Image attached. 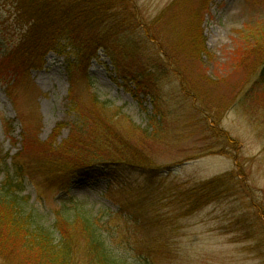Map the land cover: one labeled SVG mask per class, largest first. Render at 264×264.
<instances>
[{
	"label": "rangeland",
	"instance_id": "obj_1",
	"mask_svg": "<svg viewBox=\"0 0 264 264\" xmlns=\"http://www.w3.org/2000/svg\"><path fill=\"white\" fill-rule=\"evenodd\" d=\"M133 4L145 27L138 40H144L147 28L165 10L153 25L164 52L162 62L174 67L160 86L162 102L126 81L115 53L104 49L89 63L91 91L81 86L77 92L84 108L92 105V92L108 104L109 112L103 109L101 117L114 115L115 128L146 153L150 166H158L160 176L155 181H163L158 191L173 195L159 194L158 205L145 201L147 207L142 205L143 218L137 224L134 215L117 212L113 198L131 200L130 187H142L146 176L139 168L119 166L112 178L77 176L63 186L43 178L38 179V187L27 182L28 205L50 225L52 208L69 197L88 203L91 217L115 241L119 253L131 260L146 254L155 264H264V109L249 99L255 94L250 86L264 61V0H133ZM12 9L0 1V53L17 37ZM198 19L203 50L195 58L189 31ZM251 34L262 38L259 47ZM126 36L121 35V40L130 46L135 37ZM74 51L62 39L40 64L17 73L16 79L14 74H3L6 70L0 74V184L5 163L22 149L23 127L33 126L46 141L61 123L56 146L69 137L73 125L82 123L83 114L69 96ZM121 56L124 63L132 59L129 53ZM228 171L241 183L239 193L179 216V204H174L179 198L174 194L176 184L178 189L182 183ZM4 261L0 257V264H8ZM77 264L86 263L80 259Z\"/></svg>",
	"mask_w": 264,
	"mask_h": 264
},
{
	"label": "trees",
	"instance_id": "obj_2",
	"mask_svg": "<svg viewBox=\"0 0 264 264\" xmlns=\"http://www.w3.org/2000/svg\"><path fill=\"white\" fill-rule=\"evenodd\" d=\"M0 1L13 7L12 29L17 33L8 49L0 53V74L6 70L3 74H14L16 79L17 73L23 74L30 66L40 64L48 51L66 39L76 55V63L70 70L69 96L83 114L82 123L73 125L69 137L56 146L55 135L61 123L56 125L54 135L46 141L39 138L31 128L33 126L23 127L22 149L5 163L1 171L0 257L8 264H77L80 259L86 264H155L146 254L140 260H131L126 254L119 253L115 241L91 217L90 205L74 197L52 208V223L46 225L42 214L28 205L24 186L30 182L38 187L39 178L63 186L77 176L112 178L119 166L139 168L146 179L142 187H130L133 198L125 202L118 197L113 198L119 206L117 212L134 215L137 224L143 218L142 205L147 207L145 201L150 200V206L158 205L162 198L159 194L173 195L167 190L158 191L163 182L155 181L160 176L158 166H150L146 153L133 146L131 137L125 132L115 128L114 115L101 117L103 109L109 112L108 104L92 92L89 99L92 105L89 109L84 108L77 92L81 86L91 91L89 63L100 49H104L115 53L117 67L126 81L135 83L139 92L150 95L160 104L164 75L174 68L172 64L162 62L160 55L164 52L154 29L165 10L152 21L154 26L151 23L147 28L144 40L143 37L138 40L137 35L145 27L139 21L140 13L133 0ZM201 24L198 19L189 31L193 44L190 49L195 58L203 50ZM121 35L135 37L134 42L130 46L127 41L123 43ZM251 37L256 38L257 47L263 43L258 34H251ZM156 44L160 45L158 49ZM128 53L132 59L124 63L121 55ZM250 88L252 91L255 89V94H250L249 99L264 109V61ZM180 186L177 189L176 184L174 188V194L179 197L174 200L181 210L179 216L192 215L210 203L239 193L241 189V183L232 171ZM135 189L136 192L133 191ZM158 210L151 208L152 212ZM140 225L144 226L142 222ZM248 235V238L253 236L249 232ZM148 250L151 252V248Z\"/></svg>",
	"mask_w": 264,
	"mask_h": 264
}]
</instances>
